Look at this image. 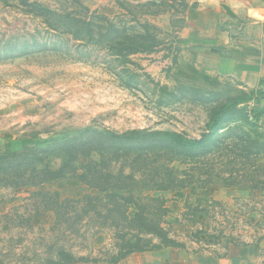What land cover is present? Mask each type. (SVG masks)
<instances>
[{"label":"rangeland","instance_id":"obj_1","mask_svg":"<svg viewBox=\"0 0 264 264\" xmlns=\"http://www.w3.org/2000/svg\"><path fill=\"white\" fill-rule=\"evenodd\" d=\"M202 2L0 0V155L12 161L28 154L31 166L43 162L54 171L65 165L63 178L39 186L15 188L0 172V217L9 213L33 220V229L21 236L25 229L7 233L0 219V249L6 250L4 243L11 237L13 260L21 259L24 240L29 247L41 235L50 242L47 236L56 215L45 211L34 194L55 193L62 200L98 194L78 176L84 174V166L100 162L99 154L63 157L58 145L65 141L104 135L109 146L139 140L152 147L159 133L201 141L219 111L224 116L211 141L224 142L220 152L232 151L235 147L229 146L240 133L264 140V99L258 104V125L246 124L241 109L234 106L246 95L232 81L222 80L217 69V64L222 68L220 59L211 54L217 48L207 46L208 33L195 26L199 14L194 6ZM209 143L202 149L212 150ZM113 151L107 158L116 171L118 153ZM208 160L213 171L219 161L215 156ZM173 167L190 169L178 162ZM151 195L168 201L167 223L187 249L145 253L138 264H219V257L226 259L225 264H264V242L260 248L240 246V251L224 244L232 238L264 237V194L251 196L220 184L205 188L194 184ZM200 199L205 200L202 207H198ZM209 200L224 207L212 206ZM35 203L40 205L39 213ZM198 208L207 212L198 214ZM248 211L254 212L248 217ZM248 219L253 225H246ZM197 230L206 234L202 241ZM208 235L224 239L214 244ZM61 238L76 254L90 257L100 256L97 249L111 243L108 234L94 240L91 231L85 239L69 234ZM45 244L40 253L45 252Z\"/></svg>","mask_w":264,"mask_h":264},{"label":"trees","instance_id":"obj_2","mask_svg":"<svg viewBox=\"0 0 264 264\" xmlns=\"http://www.w3.org/2000/svg\"><path fill=\"white\" fill-rule=\"evenodd\" d=\"M263 99L264 91L260 89L235 102L234 106L241 109L246 124L258 125L261 118L258 104H261ZM251 101L255 102L254 106L248 105ZM223 116L222 111L214 114L208 127L209 134L204 135L201 141L191 142L180 135L159 133V139L152 147L148 142L139 140L113 147L104 144V135H99L97 139L71 140L58 145L63 157L65 155L72 159L75 156L89 157L93 153L99 154L100 162H91L84 166V174L78 176L98 194L74 200H62L55 193L34 194L33 199L41 198L40 204L45 211L56 215V222L47 236L50 242H45V236L41 235L36 238L37 242L36 239L32 240V247H29L30 243L24 240L25 244L21 246L22 252L19 254L21 259L15 261L12 259L15 247L11 244L10 237L4 243L6 250L0 249V264H119L134 254L168 248L186 250L187 245L173 237L167 223L170 214L168 201L162 196H152V193L186 189L194 184L200 188L220 184L225 188L245 191L251 196L256 193L264 194V140H259L249 133H240L236 135L232 146H229L235 147L232 151L226 149V153L220 152L224 142L220 140L215 144L211 139L212 134L219 129ZM209 141L208 146H213L212 150H203L202 146ZM112 150L118 153L115 164L119 165V168L116 171L111 169L113 166L108 163L107 158ZM42 153L41 151L40 154ZM172 153L178 155L173 156ZM203 156L204 158H201ZM212 156L219 161L212 167L213 171L208 162V158ZM176 162L189 166L190 169L180 171L173 167ZM30 164L28 154L20 155L12 161L8 156L0 155V172H5L8 176L7 182H12L15 188L39 186L64 177L61 170L65 165L54 171L44 166L43 162H36L32 166ZM10 175H13V178H10ZM204 201L200 199L198 207H202ZM209 202L212 206L222 205L212 200ZM35 208L39 213L40 205L36 204ZM199 210L200 208L196 210L198 214L207 212L206 208ZM252 212L248 211L247 216ZM0 219L5 222L4 231L7 233L22 228L25 232L21 233V236H24L28 229H33V220L30 217L24 220L8 213ZM249 221L248 219L246 225H253ZM83 229L85 230L82 231ZM39 231L44 232L41 229ZM90 231L94 240L105 233L111 237L108 247L97 249L100 256H82L76 254L73 248L64 246L61 237H65V234L72 238L85 239L86 232ZM203 235L206 236L201 230H197L198 241H202ZM207 238L214 240V244L224 239L211 235ZM263 242L264 237H250L248 241L232 238L224 244L229 248L249 245L260 248ZM44 243L45 252L41 254L38 249ZM198 251L196 252L200 253Z\"/></svg>","mask_w":264,"mask_h":264},{"label":"crops","instance_id":"obj_3","mask_svg":"<svg viewBox=\"0 0 264 264\" xmlns=\"http://www.w3.org/2000/svg\"><path fill=\"white\" fill-rule=\"evenodd\" d=\"M194 10L199 14L195 26L208 33L205 44L217 48L211 54L220 59L222 80L232 81L241 95L264 91V0H203ZM144 254L119 264H138ZM225 260L219 257V264Z\"/></svg>","mask_w":264,"mask_h":264},{"label":"built area","instance_id":"obj_4","mask_svg":"<svg viewBox=\"0 0 264 264\" xmlns=\"http://www.w3.org/2000/svg\"><path fill=\"white\" fill-rule=\"evenodd\" d=\"M249 106H254L255 105V102L254 101H251L248 103Z\"/></svg>","mask_w":264,"mask_h":264}]
</instances>
